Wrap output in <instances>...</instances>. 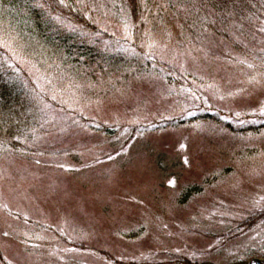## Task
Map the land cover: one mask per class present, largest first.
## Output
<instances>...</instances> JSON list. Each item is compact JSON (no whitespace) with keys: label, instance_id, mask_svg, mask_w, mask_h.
<instances>
[{"label":"rangeland","instance_id":"rangeland-1","mask_svg":"<svg viewBox=\"0 0 264 264\" xmlns=\"http://www.w3.org/2000/svg\"><path fill=\"white\" fill-rule=\"evenodd\" d=\"M155 1L54 4L88 77L0 8V264L264 260V0Z\"/></svg>","mask_w":264,"mask_h":264},{"label":"trees","instance_id":"trees-1","mask_svg":"<svg viewBox=\"0 0 264 264\" xmlns=\"http://www.w3.org/2000/svg\"><path fill=\"white\" fill-rule=\"evenodd\" d=\"M47 1V0H46ZM45 1V2H46ZM56 1V0H54ZM58 2H60L59 0H57ZM56 1V2H57ZM138 1L139 0H129V7L131 9V13L133 14V17H135L137 19L138 17V13L141 10H145L148 11L147 8H139L138 5ZM162 1V0H161ZM39 2V4H41V6L39 4H37ZM49 2V1H48ZM46 2V4H44L43 0H0V8H3L5 5H21L24 8H28L27 10L31 13H33L34 15L38 14L40 16V14L42 13L41 11L44 12V14L46 15V17L48 19H50L49 23L48 22H44V27H43V32L41 34L40 40H44L45 43L50 45V48L52 49L51 55H52V60H54V55L61 59H64V61L66 62H70L73 65V69H78L79 71H81L82 75L84 77H88L91 75V71H89L88 69H90V65L92 64V61L94 63V61L97 60V57H100V54L97 50L95 49H91L92 47L89 46V48H86L83 45H79V39L77 38L76 34H70L68 32H65L64 30H62V28H60V26L58 24L55 23V18L53 16H51V14H62L63 16H65V12L67 11V14H70L69 10L64 9H55L57 7H54L55 3H51V1L48 3ZM146 2L149 4L150 9L153 8V6L156 5V1L155 0H146ZM161 5H164V2L162 1ZM174 6V5H172ZM84 13V11L82 10V14ZM65 18H71L70 15H66ZM80 17H78L79 19ZM79 21H81V23H84V20H82V18L79 19ZM57 25L56 27L58 29H60V31L56 32L54 30V26ZM27 31H31V28H26ZM34 34V32L32 33ZM34 36V35H33ZM76 40L75 41H72ZM78 44V46H77ZM54 46L57 47V49L54 48ZM102 55V53H101ZM94 57V58H92ZM92 58V59H91ZM80 59V61H79ZM83 61V62H82ZM0 71V107H5L6 110L8 109H15V102H16V98L20 97V95L14 90V88H12V85L10 86L8 81L3 79V76H9L11 75L10 72H4ZM1 80H4L3 83L4 85H6L8 87L9 90L4 89L3 87V83ZM2 90L4 92H7L8 94H10V92L13 93V97L12 95H2ZM199 188L197 186H192L190 187L187 191H185L184 193V199L183 200H187L190 197H192L193 195L199 193ZM248 261L247 260H236L233 261L231 263L228 264H247ZM183 264H215L213 262L210 261H203V262H190V261H186Z\"/></svg>","mask_w":264,"mask_h":264},{"label":"snow or ice","instance_id":"snow-or-ice-1","mask_svg":"<svg viewBox=\"0 0 264 264\" xmlns=\"http://www.w3.org/2000/svg\"><path fill=\"white\" fill-rule=\"evenodd\" d=\"M60 2H61V4H64V0H60ZM65 6H67V5H65ZM128 28H129V25L126 23V24H125L126 38L128 37V32H127ZM261 31H264V28H262ZM0 47L11 48V45L7 44L6 42H0ZM13 53H14V54H13V58L15 59V58H16V54H15L14 50H13ZM21 59H22V58H21ZM241 63H244V61H241ZM248 67L251 68L252 65L249 64ZM47 82H48V84L50 85V88H51V91H52V99H56V98H57L56 93H57V91H58V89H57V85H56V84L53 82V80H51V79H48ZM205 103H206V101H205ZM44 107L47 108L48 106L45 105ZM43 110H44V109H42V111H43ZM257 113H258L260 116H264V103H262V104L259 106L258 109L254 110V111L252 112L253 115H255V114H257ZM188 115H189V116H191V115H195V113H193V112H189ZM236 115H237V117H239L240 113H237ZM253 122H254V121H253ZM241 123H243V121H241ZM181 147L183 148L184 145H181ZM109 159H112V157H109ZM37 163H39V161H37ZM185 163H186V164L188 163L187 158H185ZM59 166H60V167H64V165H59ZM169 186H170V187H174V186H175V180H170V181H169ZM261 199H264V197H262ZM7 235H8V233L5 232V233H4V236H7Z\"/></svg>","mask_w":264,"mask_h":264},{"label":"water","instance_id":"water-1","mask_svg":"<svg viewBox=\"0 0 264 264\" xmlns=\"http://www.w3.org/2000/svg\"><path fill=\"white\" fill-rule=\"evenodd\" d=\"M248 264H264V260L254 258V259L250 260Z\"/></svg>","mask_w":264,"mask_h":264}]
</instances>
